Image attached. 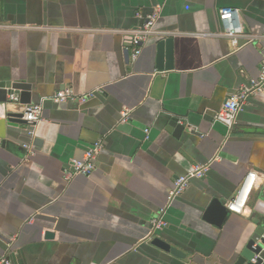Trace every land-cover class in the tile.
Instances as JSON below:
<instances>
[{
    "label": "crops",
    "instance_id": "crops-1",
    "mask_svg": "<svg viewBox=\"0 0 264 264\" xmlns=\"http://www.w3.org/2000/svg\"><path fill=\"white\" fill-rule=\"evenodd\" d=\"M222 8L241 11L237 47L220 35ZM154 10V33L132 62L124 37ZM263 67L264 0H0V83L28 84L30 105L42 107L36 125L0 138V259L236 264L261 219L264 92L245 101L230 132L214 113ZM58 92L94 96L57 104ZM172 118L186 122L182 134L168 130ZM96 142L94 172L66 181ZM206 164L167 206L175 181ZM249 172L257 177L241 212L220 226L204 220ZM157 217L165 225L149 238Z\"/></svg>",
    "mask_w": 264,
    "mask_h": 264
},
{
    "label": "built area",
    "instance_id": "built-area-1",
    "mask_svg": "<svg viewBox=\"0 0 264 264\" xmlns=\"http://www.w3.org/2000/svg\"><path fill=\"white\" fill-rule=\"evenodd\" d=\"M217 16L222 26V32L220 35L226 38L233 47H237L239 39L245 36V27L241 11L237 8H222L218 11ZM157 18L158 10H154L142 20L141 24L135 30L131 31L124 37V41L130 51V59L132 62L137 60L142 52L143 44L153 35V28ZM262 92H264V67L257 79H252L248 83L240 85L237 91L226 99L221 109L215 113L214 119L217 122L224 124L230 132L235 125L236 116L245 101L249 97ZM92 96H94V92H88L83 96H74L71 92H58L52 97L51 101L57 104L69 100L84 102ZM9 98L13 101H18L17 96L12 95ZM128 114V111H124L122 113V118L126 119ZM23 120L30 126L36 125L42 120V107L40 105H28L23 114ZM102 149L103 146L101 142L92 144L84 152L81 160H73L70 162L69 168L64 171V179L70 181L76 176L89 177L95 170V161ZM208 167V164L196 166L185 176L179 177L175 181L174 187L167 194V206H169L171 202L184 191L191 178L202 177ZM256 177L257 174L254 172H249L247 174L238 187L236 194L226 203V207L229 211L237 213L241 212L251 194ZM150 225L151 234L149 238L156 230H160L165 224L161 217H157L151 220ZM261 240L264 243V235L261 236ZM261 240L258 241L260 242ZM0 264H7V260L1 258Z\"/></svg>",
    "mask_w": 264,
    "mask_h": 264
},
{
    "label": "water",
    "instance_id": "water-1",
    "mask_svg": "<svg viewBox=\"0 0 264 264\" xmlns=\"http://www.w3.org/2000/svg\"><path fill=\"white\" fill-rule=\"evenodd\" d=\"M12 95H20L18 102L11 100ZM31 104L29 95V85L21 82H1L0 83V138L4 139L6 134H13L19 125H26L23 120V114L28 105ZM215 115V113H214ZM28 125V124H27ZM186 122L179 123L178 118H172L168 122V130L175 129L174 133L177 136L182 134L186 128ZM254 211L260 216V222L255 232L251 235L244 247L240 250L237 256L236 264H264V243L261 236L264 235V198H260L254 205ZM229 210L224 201L213 198L204 214V220L212 222L216 226H220L227 217ZM46 238H52L51 232H46ZM258 240H261L260 242ZM151 245L170 253L173 256L180 257L178 249L160 240L154 238L150 242Z\"/></svg>",
    "mask_w": 264,
    "mask_h": 264
}]
</instances>
